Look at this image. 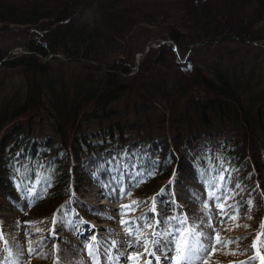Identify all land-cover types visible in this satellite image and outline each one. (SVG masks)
Instances as JSON below:
<instances>
[{
    "label": "trees",
    "instance_id": "trees-1",
    "mask_svg": "<svg viewBox=\"0 0 264 264\" xmlns=\"http://www.w3.org/2000/svg\"><path fill=\"white\" fill-rule=\"evenodd\" d=\"M93 4L99 21L79 22ZM10 27L35 30L25 46L30 54L0 63V229L12 258L29 254L31 238L43 255L30 256L79 263L84 239L15 234L22 214L50 223L74 208L105 221L97 207L71 199L73 169L88 158L89 177L111 189L124 186L129 164L142 181L136 192L143 204L154 199L170 213L161 215L164 230L172 226L173 196L164 188L171 181L206 212L227 192L243 200L250 192L264 228V0H0V28ZM154 28L183 59L191 45L231 35L263 46L235 40L250 58L236 49L204 67L192 58L197 45L169 78L157 66L175 56L173 45L152 47L136 68L133 35ZM58 53L69 60H44ZM7 54L0 50V61ZM17 246L24 255L17 257Z\"/></svg>",
    "mask_w": 264,
    "mask_h": 264
},
{
    "label": "rangeland",
    "instance_id": "rangeland-1",
    "mask_svg": "<svg viewBox=\"0 0 264 264\" xmlns=\"http://www.w3.org/2000/svg\"><path fill=\"white\" fill-rule=\"evenodd\" d=\"M97 8V4H93L89 8L81 11L76 17L77 20L81 23L95 24L100 19ZM161 33L162 31L160 29L154 28L145 29V31L133 35L131 43L135 50V63L136 55L138 53H144L150 44L154 45L153 48H157L158 44H162L164 41H171L162 40ZM33 35H35V30L33 28L10 27V29L6 30L0 28V50L4 53H9L12 49L18 50L22 48L24 52H30L27 51L25 46L29 38ZM169 45L174 46L175 44L171 41ZM197 45L201 46V48L198 49L199 55H193L192 58L199 66L203 65L205 67L208 63H212V60L218 57L220 53L224 54L225 52L235 51L236 49H238V53L244 57H251V55H249V49L242 48L241 44L235 40L224 41L220 44H212L210 46L200 43ZM18 55H21V53L18 52ZM144 55H137L139 63ZM51 56L49 58L46 57L47 60H44L46 62L50 61L53 59ZM173 58L169 57L157 66L160 71H162L164 75H168L169 78L177 76L173 69L174 64H184L187 60V56L183 59L181 55V62L177 60L176 55ZM102 66L105 67L104 65ZM136 68L139 69V65H136ZM131 74H134V72ZM131 153V149L128 148L126 150L127 157L134 163L135 159ZM128 165L129 164H126L125 166L126 182L124 186L112 189L106 184L98 183L95 178L89 177L92 170V160L90 158L86 159L84 165L81 166L77 164L75 169H73L75 176L72 183L75 185V189L71 199L97 207L100 211V215L104 216L105 221L98 222L96 219H89L86 215L76 211L74 208H72L68 214V218L66 217L65 220H61L59 215H55L50 223L47 221L40 223L36 216L32 214H22L17 218L18 229L15 238L28 239L30 236L35 235L36 237L47 235L48 237L55 238L64 235L70 239H84L88 244L94 243L93 238H95V253L96 259L99 260V264H146V261H151V264H157L156 257L149 256L145 253L144 242L146 241L148 242L149 251H155L156 256L160 258L158 264H174V260H170V258L173 257L175 253L173 251H168V249L164 247L165 242L171 241L173 236L161 235L157 237L153 235V233H165L160 228L161 218L159 215L169 216L170 213H164L163 210H161L163 206H158L157 202L154 200L147 204H143L142 199H140L136 192V187L141 184L142 181H140L136 174H133V169ZM242 186L243 184L240 185V187ZM76 187H81V192H78ZM164 188L169 195L173 196L172 204L168 205L173 207L171 210L173 211L171 218L173 226L168 232L175 235L178 228L182 229L186 227L180 224L179 220L187 217V227L195 226L196 231L203 232L205 236L219 241V243L215 244L208 240L204 241L205 245L211 250L210 253L204 254L206 257L204 264H240L241 261H251L254 256L256 257L254 264H262L261 257H264V247L261 246L262 234L260 229L261 224L259 222L261 213L258 215L254 214L259 211V203L254 197L248 198L251 195L250 192L243 197L244 200L238 197H231L227 192L225 194L226 200H217L213 202L206 212V210L197 209L199 208V204L195 203L197 200L191 198L187 194L185 188H181L172 181L166 183ZM133 201L137 203L133 204ZM153 203H155V211H152ZM126 205L131 207L125 208L124 206ZM219 205H223V208H220ZM253 211L255 212L252 213ZM181 213H183L182 216ZM205 213L208 215V222L198 218H203ZM2 214L7 218L13 215L8 212ZM233 216L238 218L233 219ZM173 217L176 219H173ZM63 221L69 225V227L71 226L70 229L68 228L69 230H63L64 228L61 226ZM123 221H127L128 223H123ZM128 228L132 229L133 235L128 234L126 231ZM37 229H39V231H37ZM3 233L4 236L7 234L6 232ZM217 233L219 234L218 237L216 235ZM237 238H241L238 244L224 246V241L236 240ZM157 239L160 240L159 245L151 243V241ZM253 244L256 245L255 248ZM129 245H131V247H129ZM158 247L161 248V251H157ZM3 249L4 246L0 249V264H16L17 260L12 257L9 258L7 252L3 251ZM165 252L167 253V258L163 254ZM232 252H236L237 254L232 255ZM239 253L244 254L241 255ZM137 255H139V260L134 261L132 257ZM19 264L54 263L43 262L26 253L19 260ZM78 264H95V260L93 256L89 254L87 246ZM197 264H199V262H197Z\"/></svg>",
    "mask_w": 264,
    "mask_h": 264
},
{
    "label": "snow or ice",
    "instance_id": "snow-or-ice-1",
    "mask_svg": "<svg viewBox=\"0 0 264 264\" xmlns=\"http://www.w3.org/2000/svg\"><path fill=\"white\" fill-rule=\"evenodd\" d=\"M219 179H223V177H220ZM40 181L37 180V183H39ZM28 192H34V188L32 189H27ZM210 195H214V193L210 194ZM136 201H133V204H136ZM125 208H130L131 206H124ZM205 208H207V204L204 205ZM220 208H223V205H219ZM152 211H155V203H153V208ZM233 219H237L238 217L233 216ZM250 218V217H249ZM173 219H176L175 217H173ZM123 223H128L127 221H123ZM159 223V222H158ZM167 223V222H165ZM180 224L185 225L186 227L184 228H178L176 230V234L174 235L171 232H165L163 234L161 233H153V235L159 237L161 235L164 236H173V239L171 241H166L164 247L168 249V251H173L175 254L173 257L170 258V260H174V264H197V262H199V264H204V260L206 259L205 257V253H210V249L205 245V240H208L210 242H212L213 244L215 243H219L218 240H213V238L211 237H207L205 236V234L203 232H198L196 231L195 226L193 227H187V217H184L182 220H179ZM37 231H39V229H37ZM126 231L128 232L129 235H133V231L131 228L126 229ZM217 237L219 236V234H216ZM241 238H237L236 240H226L224 241V246L227 245H231V244H238L240 242ZM94 243H90L87 245L88 248V252L90 255L93 256L94 260H95V264H99V260L96 259V253H95V238H93ZM0 242L3 243L4 245V249L3 251L8 253V257L10 258L13 253L10 247H8L9 245V240L5 238L4 233L2 231V229H0ZM40 244H42V242H38ZM115 243V242H114ZM152 244L154 245H159L160 244V240H154L151 241ZM262 247H264V243L261 244ZM129 247H131V245H129ZM253 247L255 248L256 245L253 244ZM144 248H145V253L149 256H153L156 257L157 260V264L159 262V257L156 256V252L155 251H149L148 249V242H144ZM157 251H161V248H157ZM27 252L29 254H38V255H43L42 253L39 252L38 249L34 248L32 245V241L31 238H29V246L27 248ZM25 254V249L22 246H17V252L16 255L17 257L22 256ZM166 258H167V253H163ZM232 255H236V252H232ZM241 255H243L244 253H239ZM258 255V253H257ZM255 256L253 257V259L251 261H241L240 264H254L255 261ZM132 259L134 261H138L139 260V255L132 257ZM261 262L262 264H264V257H261ZM16 264H19V260H17ZM146 264H151V261H146Z\"/></svg>",
    "mask_w": 264,
    "mask_h": 264
},
{
    "label": "water",
    "instance_id": "water-1",
    "mask_svg": "<svg viewBox=\"0 0 264 264\" xmlns=\"http://www.w3.org/2000/svg\"><path fill=\"white\" fill-rule=\"evenodd\" d=\"M229 40H240V41H242V42H245V43L250 44V45H253V46H260L259 44H257V43L254 42V41H251V40L246 39V38L238 37V36H235V35H231V36H228V37L222 38V39H220V40H218V41L213 42V44L216 45V44H220L221 42L229 41ZM162 44L169 45V44H171V41H164V42H162ZM162 44H158L157 46L159 47V46L162 45ZM197 44H198V43L191 45L190 48H189V51H191V49H192L195 45H197ZM200 44L205 45V44H207V42H206V41H205V42H201ZM153 46H154L153 44H150V45L148 46L147 50H146L144 53H138L137 55H139V54H143V55L146 54V53H147V52H148ZM173 49H174V52H175V55H176L177 60L181 62L182 60L180 59V55H179L178 49H177V47H176L175 45L173 46ZM18 52H20L21 54H30V53H31V52H24V51L22 50V48H20V49H18V50H17V49H12V50L8 53L7 57H6L5 59L1 60L0 63L7 61V59H9L10 57H12L13 55L18 54ZM137 55H136V65L138 66V65H139V61H138V57H137ZM55 56H59V57H62V58H64V59H66V60H69V58L65 57L63 54H60V53H58V54H53L51 57H55ZM44 59L47 60L46 58H44ZM75 61H77V62L93 63V64H97V65L103 67L102 64H99V63H97V62H95V61H93V60H87V59H75Z\"/></svg>",
    "mask_w": 264,
    "mask_h": 264
},
{
    "label": "bare ground",
    "instance_id": "bare-ground-1",
    "mask_svg": "<svg viewBox=\"0 0 264 264\" xmlns=\"http://www.w3.org/2000/svg\"><path fill=\"white\" fill-rule=\"evenodd\" d=\"M127 41V40H126ZM203 41V40H202ZM257 43V42H256ZM257 44H259V43H257ZM260 45V47H262L263 45H261V44H259ZM132 46V45H131ZM74 59V58H73ZM206 64V63H205ZM138 85V84H137ZM153 263V262H152ZM167 263V262H166Z\"/></svg>",
    "mask_w": 264,
    "mask_h": 264
}]
</instances>
